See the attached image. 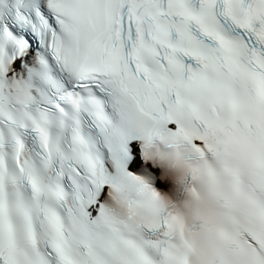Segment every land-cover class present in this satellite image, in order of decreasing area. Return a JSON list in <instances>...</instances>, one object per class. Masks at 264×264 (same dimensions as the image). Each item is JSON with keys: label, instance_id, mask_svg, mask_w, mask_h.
<instances>
[{"label": "snow or ice", "instance_id": "obj_1", "mask_svg": "<svg viewBox=\"0 0 264 264\" xmlns=\"http://www.w3.org/2000/svg\"><path fill=\"white\" fill-rule=\"evenodd\" d=\"M0 264H264V0H0Z\"/></svg>", "mask_w": 264, "mask_h": 264}]
</instances>
